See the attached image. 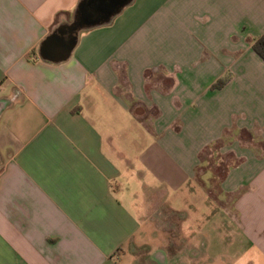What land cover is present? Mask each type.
I'll return each mask as SVG.
<instances>
[{"label":"crops","instance_id":"crops-1","mask_svg":"<svg viewBox=\"0 0 264 264\" xmlns=\"http://www.w3.org/2000/svg\"><path fill=\"white\" fill-rule=\"evenodd\" d=\"M83 1L0 0V264H264V0H131L42 60Z\"/></svg>","mask_w":264,"mask_h":264},{"label":"water","instance_id":"water-1","mask_svg":"<svg viewBox=\"0 0 264 264\" xmlns=\"http://www.w3.org/2000/svg\"><path fill=\"white\" fill-rule=\"evenodd\" d=\"M131 0H84L69 25L61 26L42 44L39 55L42 60L63 63L70 59L78 43L81 31L109 24Z\"/></svg>","mask_w":264,"mask_h":264},{"label":"rangeland","instance_id":"rangeland-1","mask_svg":"<svg viewBox=\"0 0 264 264\" xmlns=\"http://www.w3.org/2000/svg\"><path fill=\"white\" fill-rule=\"evenodd\" d=\"M218 147V145H214L203 153L202 159H205L206 163L205 166L198 171L197 178L200 185L206 188L203 176L208 177L210 175L215 177L216 179L211 185L212 188H210V190H212L215 194L214 196H212V198H219L222 200V197L218 195L220 194L219 183L222 178V175L226 172L228 166L233 164V160L226 154L220 153ZM207 169L209 170V172L204 175L203 173H205ZM221 200L220 202H222ZM222 203L227 204L226 199H224Z\"/></svg>","mask_w":264,"mask_h":264},{"label":"trees","instance_id":"trees-1","mask_svg":"<svg viewBox=\"0 0 264 264\" xmlns=\"http://www.w3.org/2000/svg\"><path fill=\"white\" fill-rule=\"evenodd\" d=\"M253 50L264 60V36L258 38L257 40L254 41L253 45H252ZM231 76L230 75H225L224 77L220 78L214 85H213V89H222L224 86H226L228 84V82L230 81ZM202 159V158H201ZM206 160L202 159L201 162V167L200 169H202L205 166ZM209 172V170L207 169L205 173H203L204 175L207 174ZM226 172L222 175V178L220 180L219 183V188L221 185V181L224 178ZM203 179L205 181V185L206 188H208L210 190V188H212V183L213 181L216 179L213 176H208L205 177L203 176ZM212 191V190H211Z\"/></svg>","mask_w":264,"mask_h":264}]
</instances>
